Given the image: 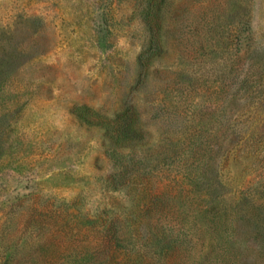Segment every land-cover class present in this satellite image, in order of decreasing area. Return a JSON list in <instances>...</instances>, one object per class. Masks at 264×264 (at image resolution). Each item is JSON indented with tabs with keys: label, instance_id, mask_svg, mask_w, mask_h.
<instances>
[{
	"label": "rangeland",
	"instance_id": "1",
	"mask_svg": "<svg viewBox=\"0 0 264 264\" xmlns=\"http://www.w3.org/2000/svg\"><path fill=\"white\" fill-rule=\"evenodd\" d=\"M0 264H264V0H0Z\"/></svg>",
	"mask_w": 264,
	"mask_h": 264
}]
</instances>
